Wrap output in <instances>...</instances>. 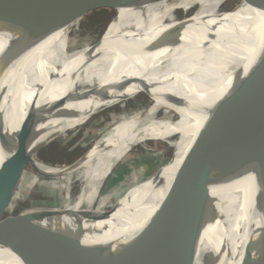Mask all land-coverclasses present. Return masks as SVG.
Returning a JSON list of instances; mask_svg holds the SVG:
<instances>
[{
	"label": "bare ground",
	"instance_id": "1",
	"mask_svg": "<svg viewBox=\"0 0 264 264\" xmlns=\"http://www.w3.org/2000/svg\"><path fill=\"white\" fill-rule=\"evenodd\" d=\"M226 2L235 4L223 11L221 7ZM102 5L114 14L95 43L78 46L76 33L83 19L80 16L45 36L6 74L24 21L38 3L0 0V108L1 102L10 98L9 91H4L7 77H16L11 94L16 116L9 126L14 124L16 128L30 105L39 109L62 98L70 100L42 115L29 146L30 164L40 175L63 179L59 184L60 190H65L62 203L18 210L13 216L17 223L0 231V264H22L19 256L32 235L43 226L95 213L100 188L114 166L125 153L149 140L168 144L176 154L172 169L159 186L171 185L177 167L188 153L189 160L174 196L180 211L205 210L211 214L195 228L198 239L194 264H239L246 243L244 232L251 221L262 178L256 113L251 117V140L245 138L243 148L238 140L232 147L230 137L215 133L225 128L230 114L238 118L241 109L234 108L228 114V108L222 104L241 88L263 53L261 1L108 0ZM144 88H148L145 93L154 96L152 104L108 124L105 133L75 162L56 167L38 160L37 153L47 142L57 136L64 140L67 132L85 125L91 119L80 122L86 113L93 117L116 103L136 97ZM91 89L96 91L87 92ZM110 92L115 94L108 96ZM75 96L81 99L76 101ZM72 112L80 114L73 127L68 125ZM213 120L219 123H211ZM206 123L207 135L215 134L210 137L215 140L208 148L218 158L214 164L207 160V172L197 169L196 152H191ZM249 145L247 152L245 147ZM54 180L50 182L57 185ZM149 182L137 186L136 192L148 191ZM75 183L79 184L78 192L71 198ZM159 186L126 214L87 222L83 243L121 242L137 234L169 190ZM226 254L230 258L225 263ZM207 255L213 257L212 262L207 263Z\"/></svg>",
	"mask_w": 264,
	"mask_h": 264
},
{
	"label": "water",
	"instance_id": "2",
	"mask_svg": "<svg viewBox=\"0 0 264 264\" xmlns=\"http://www.w3.org/2000/svg\"><path fill=\"white\" fill-rule=\"evenodd\" d=\"M30 1L38 3V6L24 21L22 33L8 60L6 74L17 65L27 51L39 44L45 36L65 27L80 16L84 17L93 9H106L102 3L108 0ZM260 1L264 10V0ZM28 3L27 5L31 4ZM15 82L16 77L11 75L7 77L4 91H9L10 98L4 103L1 102L0 108V153H2L0 159V231L6 226L17 223L16 217L3 219V215L7 201L18 185L25 166L31 163L29 146L33 139L35 125L44 113L64 106L69 100L68 97L62 98L50 106L39 109H33L30 105L19 125L16 128L14 124L10 127L9 125L14 122L16 116L12 111L13 98L11 95L15 90ZM146 90L148 88L139 90L138 93L143 94ZM95 91L96 89H91L87 92ZM230 97L229 101L222 104L228 108V114L234 108L241 109V112L235 119L234 115L230 114L225 128L219 129L215 134L230 137L232 147L238 140L239 147L243 148L244 139L251 140V117L256 113L259 122V148L262 163L260 192L251 221H248L244 232L246 243L239 264H264V50L257 67L241 88ZM73 99L77 101L81 98L75 96ZM217 121L213 120L211 123ZM246 123H248L247 127ZM202 130L191 146V152H196L197 169L207 172V160L214 164L218 158L208 148L209 144L215 140L210 137L215 134L207 135V123ZM250 147L251 145L246 146L245 150L249 152ZM241 153L240 156H242ZM188 160L189 154L186 153L175 171L174 179L163 201L158 205L147 224L137 234L129 236L130 238L127 237L129 239L126 241L108 240L94 245L83 243L82 235L86 223L108 218L111 210L101 213H83L79 217H72V221L49 224L35 232L24 252L19 256L22 264H194L198 239L195 228L206 221L211 214L205 210L180 211L179 209L181 206L174 193ZM206 190L208 192V188ZM31 231L33 233V229ZM224 258L223 262H227L230 256L226 254ZM206 259L207 263H210L213 257L207 255ZM234 260L237 261V259H231V262Z\"/></svg>",
	"mask_w": 264,
	"mask_h": 264
},
{
	"label": "rangeland",
	"instance_id": "3",
	"mask_svg": "<svg viewBox=\"0 0 264 264\" xmlns=\"http://www.w3.org/2000/svg\"><path fill=\"white\" fill-rule=\"evenodd\" d=\"M234 4L235 2H226L221 7V10H229ZM113 14V11L109 9H93L86 14L81 20L79 30L76 33L78 46L85 43H95L100 38ZM117 92L119 93L122 91L118 90ZM113 94L115 93L110 92L108 96ZM150 94V92L143 94L139 93L135 95L136 97L121 101L119 104L116 103L107 108V110L100 111L93 117L89 115L90 112L86 113L80 121L83 122L85 118H91L83 125L85 127L82 126L76 131L72 130L67 132L65 134L67 138L64 140H61L62 136H57L47 142L38 151V160L44 164L48 163L47 165L49 166L62 167L64 165H70L83 155L93 141L105 133L108 124L115 122L121 115L129 116L147 109L154 99V96ZM72 114L71 122L68 125L73 127V125L78 122L77 117H79L80 114L74 112H72ZM161 116L162 112L159 111L157 117L160 118ZM63 125L66 127V124L63 123ZM159 142L158 140L146 141L142 146L135 147L132 151L125 153L121 157L114 166L110 176L100 188V195L96 204L95 213L111 210L109 216H122L138 207L145 200L144 198L148 192L160 185V181L163 180L172 169L176 154L172 152L168 144ZM167 167L170 169L168 168L169 170L160 176ZM35 178H38V180H35ZM52 180L54 179L40 175L31 164L26 165L18 185L7 201L3 219L11 216L13 217L18 210L25 211L38 207L61 205L64 198L63 191L65 190H60L59 184L63 182V179L54 180L59 187L51 183L50 181ZM148 181H150L149 183L151 184L148 191L145 193L143 192V194L141 192H136L135 189L137 186ZM78 186L79 184L75 183L74 188L71 187V198L78 192ZM159 187L168 189L170 185ZM155 192L156 191H154V193Z\"/></svg>",
	"mask_w": 264,
	"mask_h": 264
}]
</instances>
